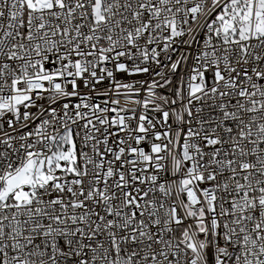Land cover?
<instances>
[{
    "label": "snow or ice",
    "instance_id": "6c2138e0",
    "mask_svg": "<svg viewBox=\"0 0 264 264\" xmlns=\"http://www.w3.org/2000/svg\"><path fill=\"white\" fill-rule=\"evenodd\" d=\"M0 264H264V0H0Z\"/></svg>",
    "mask_w": 264,
    "mask_h": 264
}]
</instances>
